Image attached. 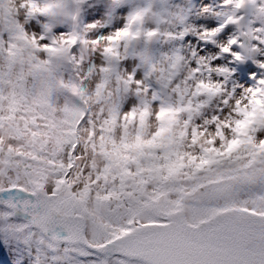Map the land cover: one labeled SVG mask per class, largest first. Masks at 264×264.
Returning <instances> with one entry per match:
<instances>
[{
    "label": "snow or ice",
    "instance_id": "obj_1",
    "mask_svg": "<svg viewBox=\"0 0 264 264\" xmlns=\"http://www.w3.org/2000/svg\"><path fill=\"white\" fill-rule=\"evenodd\" d=\"M80 3L0 0L9 264H264V0L167 53L166 0L153 28L54 31Z\"/></svg>",
    "mask_w": 264,
    "mask_h": 264
},
{
    "label": "rangeland",
    "instance_id": "obj_2",
    "mask_svg": "<svg viewBox=\"0 0 264 264\" xmlns=\"http://www.w3.org/2000/svg\"><path fill=\"white\" fill-rule=\"evenodd\" d=\"M154 0H124L120 5L113 4V0H87L81 5V15L78 25L82 29L87 25L95 24L97 27L89 35L105 36L114 33L126 25V18L136 10L152 4ZM167 12L165 18H172L176 15L183 17V23L172 19V22L161 26L163 30L179 34L184 30H189L182 40L164 41L158 39L152 44L153 51L157 53H167L175 47H182L186 52L192 49L204 47L205 50L212 48L211 45H204L198 39V34L216 28L221 24V10L223 0H166L164 5ZM159 5H157V10ZM224 17V16H223ZM71 22L58 25L54 30L58 33L71 30ZM146 28H153L155 25L149 22ZM231 29L229 30V32ZM203 54V53H201ZM8 254L0 248V264H9Z\"/></svg>",
    "mask_w": 264,
    "mask_h": 264
},
{
    "label": "clouds",
    "instance_id": "obj_3",
    "mask_svg": "<svg viewBox=\"0 0 264 264\" xmlns=\"http://www.w3.org/2000/svg\"><path fill=\"white\" fill-rule=\"evenodd\" d=\"M65 2L69 6H71V7H76L75 0H65ZM86 2H87V0H82V3L79 4L78 10L75 11V13H74V18L69 21V22H71V26L72 25L79 26L78 25V20H79V17L81 15V5H83ZM149 5H147L146 7L140 8L138 10V11H140V12L143 13V15L140 17V20L137 22L140 27L145 26L149 22H153V15H152V13H153V7L154 6L153 7H150ZM136 12H137V10L136 11H133L130 15H135ZM128 17L126 18V22L128 20Z\"/></svg>",
    "mask_w": 264,
    "mask_h": 264
}]
</instances>
